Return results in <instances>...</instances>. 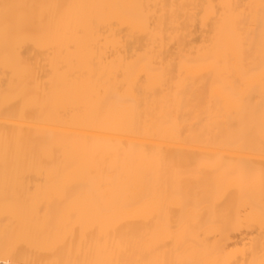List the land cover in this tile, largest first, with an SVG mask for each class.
I'll return each instance as SVG.
<instances>
[{
	"label": "bare ground",
	"instance_id": "6f19581e",
	"mask_svg": "<svg viewBox=\"0 0 264 264\" xmlns=\"http://www.w3.org/2000/svg\"><path fill=\"white\" fill-rule=\"evenodd\" d=\"M0 264H264V0H0Z\"/></svg>",
	"mask_w": 264,
	"mask_h": 264
}]
</instances>
